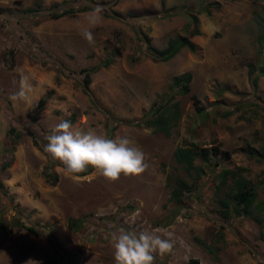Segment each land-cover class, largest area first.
Returning <instances> with one entry per match:
<instances>
[{
	"label": "rangeland",
	"instance_id": "374dc122",
	"mask_svg": "<svg viewBox=\"0 0 264 264\" xmlns=\"http://www.w3.org/2000/svg\"><path fill=\"white\" fill-rule=\"evenodd\" d=\"M60 1L0 0V219L11 225L0 228V264H115L110 233L120 229L171 232L173 251L156 254L155 264L190 257L264 264V157L247 151L264 146V72L253 89L247 74L248 64H264V0H82L90 8L50 17ZM97 6L103 19L89 44L80 33ZM191 14L196 34L189 33ZM180 34L193 50L182 47L166 60L147 52L145 37L161 48ZM82 68H92L87 91ZM21 70L32 90L26 101H13ZM181 73L190 76L185 93L173 85ZM163 102L166 131L144 121ZM61 120L109 138L129 136L148 167L115 182L91 166L71 178L44 151ZM177 146L195 152L190 166L174 157ZM239 177L254 189L249 214L233 210ZM177 178L189 189L176 200L170 190ZM68 217L78 227H68ZM17 220L40 234L12 225ZM51 235L65 253L51 246Z\"/></svg>",
	"mask_w": 264,
	"mask_h": 264
},
{
	"label": "clouds",
	"instance_id": "9594fccd",
	"mask_svg": "<svg viewBox=\"0 0 264 264\" xmlns=\"http://www.w3.org/2000/svg\"><path fill=\"white\" fill-rule=\"evenodd\" d=\"M102 11L97 6L85 16L87 26L80 34L89 44L94 43L92 29L102 23ZM31 90L29 77L21 70L19 91L10 99L26 101ZM46 139L48 142L44 151L60 161L65 166V173L73 179H77V174L86 172L89 166L112 182L118 180L121 174L138 175L148 167L147 154L127 135L109 138L94 129L84 130L75 127L70 120H61ZM110 243L114 249L115 264H155L156 254L163 257L171 253L175 240L171 232L158 234L120 229L110 233Z\"/></svg>",
	"mask_w": 264,
	"mask_h": 264
},
{
	"label": "trees",
	"instance_id": "16d2710c",
	"mask_svg": "<svg viewBox=\"0 0 264 264\" xmlns=\"http://www.w3.org/2000/svg\"><path fill=\"white\" fill-rule=\"evenodd\" d=\"M68 0H61L60 2H56L50 5V7H52V10L49 11L48 15L50 17H59L60 15H62L63 13L66 12H74L76 10H83V9H87L90 8V4L86 3L85 1L79 0L82 2V5L79 7H76L75 5H67L65 7H63L62 9H57L59 6H61L60 4L62 3H66ZM163 0H159V2L161 3ZM110 2L112 4L116 3L117 0H110ZM55 8V9H53ZM107 8V7H106ZM26 10H31L30 7L25 8ZM176 12L175 9L170 10V11H165L163 14H172ZM104 14H107L109 16L112 17H119L121 18L122 16L114 11V10H109L108 11H104ZM190 16V21L192 23V28L190 29L191 34H196L197 33V26H196V16L194 14L189 15ZM260 37L262 38V41L264 43V23H262V25L260 26ZM145 40L147 41L146 47H147V52L150 53V55L152 57H158L159 59L162 60H166L168 58H170L171 56H173L180 48L185 47L188 50H193L194 49V42L189 38V36L187 34H180L177 35L176 37L168 40L166 42V44L161 47V48H157L154 47L150 44L149 42V38L145 37ZM83 71V75H82V86L84 91H87V84L89 82V74L92 70V68H82L81 69ZM264 72V64H261L259 67L252 65V64H248V70H247V74L249 77V81H250V85L252 87V89L255 86V81H256V77L257 75H259L260 73ZM189 73H181L178 75H175L173 78V85L176 87L177 91L180 93H185L189 90V86H188V81H189ZM190 96L195 99V95L194 94H190ZM42 100V99H40ZM165 103H158L157 105L153 104L150 108V110L148 111V114L146 116V118L144 119L145 123L151 126H154L157 129H161L163 131L167 130V117L163 116V113L165 112ZM16 127L15 126H10L8 129V132H12L13 133V137H18L19 136V131L15 130ZM212 148V152L215 153L216 147H211ZM247 151L248 153H250L251 155L257 156L258 158H262L264 157V146L260 147L259 149L256 148H248L247 147ZM195 152L193 151V149L191 147H184V146H177L174 150H173V155L176 158L177 161L179 162H185V166H190L191 165V158L192 156H194ZM200 156L202 158L205 157V152H201ZM8 163L4 162L2 163V166H6ZM227 171V169H225ZM225 171V172H226ZM237 181V188L233 193V210L236 213L239 212H245L246 214L250 213V210L247 208L248 205H250L252 203V200L254 198V189L251 185L247 184L245 178L243 177H239L238 179H236ZM175 184L174 186L171 188L170 190V197L173 199H179L180 195L182 193L183 190H188L189 189V184L187 183V181H185L183 178H177L175 180ZM264 202V200H262ZM67 222V226L71 227V228H75L78 227L77 222L74 218L68 217L66 219ZM12 225H16V226H20L21 228L25 229L27 232L32 233L33 235H39L40 232L33 226L27 223H24L23 221L17 220L14 223H12ZM11 227V225H8L7 223L3 222L0 219V228L2 229H9ZM50 244L51 246L55 249V250H62L59 246V244L56 242L55 238L51 235L50 237ZM63 253H65L64 250H62ZM68 254V253H67ZM197 258L195 257H190L187 259L186 264H197ZM43 264H56L52 259L48 258L44 261Z\"/></svg>",
	"mask_w": 264,
	"mask_h": 264
}]
</instances>
